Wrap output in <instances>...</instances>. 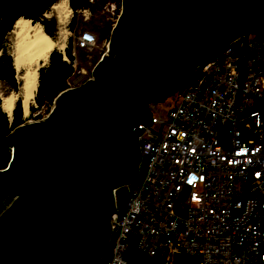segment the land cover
Returning a JSON list of instances; mask_svg holds the SVG:
<instances>
[{"label":"water","instance_id":"1","mask_svg":"<svg viewBox=\"0 0 264 264\" xmlns=\"http://www.w3.org/2000/svg\"><path fill=\"white\" fill-rule=\"evenodd\" d=\"M263 4L121 0L93 77L61 90L46 117L16 126L4 141L11 155L0 168V264L100 261L115 192L139 174L140 125L150 122L151 104L248 34Z\"/></svg>","mask_w":264,"mask_h":264},{"label":"built area","instance_id":"2","mask_svg":"<svg viewBox=\"0 0 264 264\" xmlns=\"http://www.w3.org/2000/svg\"><path fill=\"white\" fill-rule=\"evenodd\" d=\"M96 1L71 14L88 17ZM95 42L89 30L77 37ZM188 79L140 125L139 174L121 207L115 192L111 248L96 264H130L131 246L158 264H264V115L253 109L264 39L250 31L229 42Z\"/></svg>","mask_w":264,"mask_h":264},{"label":"trees","instance_id":"3","mask_svg":"<svg viewBox=\"0 0 264 264\" xmlns=\"http://www.w3.org/2000/svg\"><path fill=\"white\" fill-rule=\"evenodd\" d=\"M56 1L58 0H0V80L7 82L14 89H18L19 81L16 76L12 53L6 45L7 34L12 29L15 21L19 17H24L31 19L32 22L40 21L45 32L53 35L52 29L49 26V20L44 17V14ZM70 3L74 8L78 5L85 6L88 4L87 0H70ZM74 23L75 20L73 18L69 25L73 26ZM251 31L257 38L264 39V4L259 10ZM66 55L68 59L64 57L63 52L54 49L49 55L48 62L39 68L38 87L35 94V101L38 107L47 105L61 90L68 86L67 80L74 71V56L70 41L66 48ZM253 109L264 115V92L256 100ZM24 121L21 98L16 100L12 117L6 114L0 106L1 167L6 166L11 155L4 141L10 135L11 131L16 126L24 123ZM2 155L5 156V159ZM110 248L111 242L104 252L102 261L108 257ZM127 256L130 264H158L160 259L157 255H148L137 250L135 246L129 247Z\"/></svg>","mask_w":264,"mask_h":264},{"label":"rangeland","instance_id":"4","mask_svg":"<svg viewBox=\"0 0 264 264\" xmlns=\"http://www.w3.org/2000/svg\"><path fill=\"white\" fill-rule=\"evenodd\" d=\"M67 1H69L68 5L71 7L72 5L70 3V0ZM112 3H115V8L111 5ZM121 6H122L121 1L119 0H98L95 3H93L91 8V13L88 17H84L82 15L77 16V14L72 15L70 13L69 20L66 23V29L68 31L66 46L62 50L55 48L56 50L63 52L64 57L68 59L66 55V48L68 46L69 41L71 42V50L74 56L73 58L74 71L67 80V85H68L67 87L78 86L93 77L96 64L101 59H103L108 52L111 29L121 10ZM44 17H46L49 20V26L53 32V35L50 34L51 37L53 39H57L59 37V22L56 12L52 10L50 7V9L44 14ZM73 18L75 20V23L73 26H70L69 25L70 21ZM36 22L41 23L40 21H36ZM84 30H89L95 34L96 42L93 45L87 47H81L77 44V37ZM6 45L9 51L12 52L13 33L11 30L7 34ZM47 62L48 60L44 62L43 65H45ZM25 69H26L25 66H22L19 70L15 68L16 76L19 81V86L20 83L22 82L21 76L25 72ZM19 86L18 89H14L7 82L0 80V106L3 97L11 93L12 91L15 90L18 91ZM53 100L45 106L38 107L34 97L32 102L29 104V108L27 111L24 110V107L22 105L23 116L25 118L24 122L46 117L54 104ZM173 103H174V96L168 95L165 98V100L159 102L158 104L160 108L168 109ZM12 114L11 115L8 114V115L12 116ZM4 144L9 148L11 154V146L5 142ZM3 158L5 159V156H3ZM127 195H128V186H122L119 189H117L116 196H117L118 205L124 203ZM11 201H12L11 197L9 196L5 197L3 199V208H5Z\"/></svg>","mask_w":264,"mask_h":264},{"label":"bare ground","instance_id":"5","mask_svg":"<svg viewBox=\"0 0 264 264\" xmlns=\"http://www.w3.org/2000/svg\"><path fill=\"white\" fill-rule=\"evenodd\" d=\"M51 9L56 12L59 22V37L53 39L47 34L43 25L32 22L29 18L19 17L11 29L13 33L12 55L14 67L19 70L25 66L21 76L18 91H12L2 99L1 108L11 115L16 100L21 98L24 110L35 97L39 80V66L49 59L51 51L55 48L64 49L67 40L66 23L69 20L71 8L67 0H58L52 4Z\"/></svg>","mask_w":264,"mask_h":264},{"label":"flooded vegetation","instance_id":"6","mask_svg":"<svg viewBox=\"0 0 264 264\" xmlns=\"http://www.w3.org/2000/svg\"><path fill=\"white\" fill-rule=\"evenodd\" d=\"M110 242H111V235H110V238H109V241H108V243H107V246H106L105 251L107 250V248H108ZM105 251H104V252H105ZM103 255H104V253H103ZM103 255H102V258H103Z\"/></svg>","mask_w":264,"mask_h":264}]
</instances>
